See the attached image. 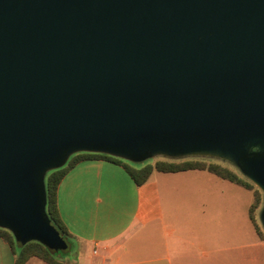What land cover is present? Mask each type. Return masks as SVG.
Returning a JSON list of instances; mask_svg holds the SVG:
<instances>
[{
    "label": "water",
    "instance_id": "water-1",
    "mask_svg": "<svg viewBox=\"0 0 264 264\" xmlns=\"http://www.w3.org/2000/svg\"><path fill=\"white\" fill-rule=\"evenodd\" d=\"M78 152L219 157L264 193V0H0V227L67 251L46 176Z\"/></svg>",
    "mask_w": 264,
    "mask_h": 264
},
{
    "label": "crops",
    "instance_id": "crops-1",
    "mask_svg": "<svg viewBox=\"0 0 264 264\" xmlns=\"http://www.w3.org/2000/svg\"><path fill=\"white\" fill-rule=\"evenodd\" d=\"M124 163L85 159L62 179L61 217L81 248L72 264H264V238L256 228L252 236V203L246 208L242 191L192 179L201 185L193 191L196 209H184L166 199L183 193L178 187L163 194L157 170L137 185ZM214 183L211 192L202 188ZM0 264H16L13 245L1 234ZM25 264L50 263L33 257Z\"/></svg>",
    "mask_w": 264,
    "mask_h": 264
},
{
    "label": "trees",
    "instance_id": "trees-1",
    "mask_svg": "<svg viewBox=\"0 0 264 264\" xmlns=\"http://www.w3.org/2000/svg\"><path fill=\"white\" fill-rule=\"evenodd\" d=\"M92 158H105L113 160L119 163H124L120 157L109 155L106 153L97 152H78L73 154L67 163L62 167L53 169L47 173L46 176V190H47V215L50 221L61 231V233L72 243L71 233L64 224L60 209H59V185L62 179L77 163L85 159ZM124 166L133 177L137 185L146 183L152 176L155 170L162 172H179L192 169L208 170L221 178L227 179L231 182L239 184L249 189H253L254 183L247 177L242 175V172H237L231 167L219 162L207 161L200 158H188V159H157L155 162H149L140 168H134L124 163ZM261 190L256 189V202L260 200ZM255 204L250 209L251 219L255 223L256 218L254 216ZM256 225V224H255ZM257 228L259 235H263V231ZM0 234L10 240L13 245V249L16 254V264H25L29 259L33 257L41 258L50 264H63L54 254L64 253L65 251H53L50 250L43 243L33 240L28 243H20L16 240L15 235L9 229L0 227ZM72 245V244H71Z\"/></svg>",
    "mask_w": 264,
    "mask_h": 264
},
{
    "label": "rangeland",
    "instance_id": "rangeland-1",
    "mask_svg": "<svg viewBox=\"0 0 264 264\" xmlns=\"http://www.w3.org/2000/svg\"><path fill=\"white\" fill-rule=\"evenodd\" d=\"M180 158H183V159L200 158V159H204L207 161L219 162V163H222L224 165L231 167L232 169L236 170L237 172H240V169L236 165H234L232 162H230L228 160H224V159L219 158V157L193 155V156H186V157H180ZM180 158H172V157L160 155V156L152 157V158L142 160V161H133V160L125 159V158H121V159L123 160V162H125L126 164H128L131 167L140 168L141 166L145 165L146 163L155 162L157 159H168L169 160V159H180ZM156 173H157L156 176L160 180L161 190H162L163 194L165 193V191L167 193L168 190L172 191V192L177 191V193L179 191H181L183 193L182 196L175 194L173 197L169 196V199H168V197H166V199L169 202H172L173 206H175V204H182V207L184 209H188V208L196 209V207H195L196 201L194 200L195 192H193V191L195 190V187H201V185L196 184L194 182V180H192V179H213V180H216L217 182L225 181L224 183H227V185H229L230 188H232V190H235L236 192L242 191L243 192L242 202L244 204H246V208H248V206H249V204H248L249 201L252 203V205L255 204V206H256L254 208V216L256 218V221H255V223L254 222L252 223V234H253L252 236H253V238L255 237V235H256L255 228L257 226L258 228H260L261 231H263V235H260V236H261V238H264V227H263L262 222H261V213H262V210L264 207V193L260 189L262 192L261 197H260V200L258 202H256L255 191H256V189H259V187L257 185L254 184L253 189L245 188V187L240 186L236 183H233L229 180H225L224 178H221L220 176H218V175H216V174H214L208 170H200V169H192V170L179 171V172L156 171ZM242 175H243V173H242ZM243 176H245V175H243ZM180 179H182V180H180ZM168 180L170 182H168ZM167 187H170V188L168 189ZM178 187H179V191H178ZM215 187H216L215 183L214 184H204L202 186L204 191L209 190V192L212 191L210 189L215 188ZM176 199H179V200H176ZM252 205H251V207H252ZM208 210H209V213H212L211 208H209ZM256 231H257V228H256ZM257 233H258V231H257ZM71 244H72L71 247L67 251H65L64 253L54 254L55 257L63 260L66 264H72L74 259H77L80 256L81 248L79 245H77V243L73 239H72ZM82 251H83V248H82Z\"/></svg>",
    "mask_w": 264,
    "mask_h": 264
}]
</instances>
